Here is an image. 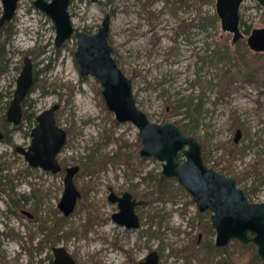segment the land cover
<instances>
[{
  "label": "rangeland",
  "instance_id": "374dc122",
  "mask_svg": "<svg viewBox=\"0 0 264 264\" xmlns=\"http://www.w3.org/2000/svg\"><path fill=\"white\" fill-rule=\"evenodd\" d=\"M68 9L73 26L88 32L109 13L108 40L138 106L151 121L194 136L207 165L235 177L252 201H264V52L248 47L245 32L264 27V6L241 3L244 37L236 42L221 29L215 0H71ZM54 38L51 19L33 0H19L12 20L0 25V264H44L39 259L55 245L79 264H138L152 251L158 264H249L252 248L237 250L234 240L215 246L210 212L200 213L175 179L170 193L152 195L160 162L139 154L137 128L117 122L96 79L79 74L75 40L57 48ZM25 56L34 76L23 101L29 116L13 125L5 113ZM54 103L66 132L57 160L78 167L80 195L68 216L58 209L64 171L31 168L14 151L29 145L36 115ZM109 188L148 201L136 210L139 228L112 220L118 207Z\"/></svg>",
  "mask_w": 264,
  "mask_h": 264
},
{
  "label": "water",
  "instance_id": "95a60500",
  "mask_svg": "<svg viewBox=\"0 0 264 264\" xmlns=\"http://www.w3.org/2000/svg\"><path fill=\"white\" fill-rule=\"evenodd\" d=\"M96 2L97 0H91ZM244 0H215V14L223 31L232 34V41L243 37L240 29L239 9ZM264 6V0H253ZM3 12L0 25L15 15L19 0H0ZM70 0H33L36 8L51 19L55 28L54 44L60 47L73 38L76 43L74 59L81 76H92L100 86V96L106 108L117 122H130L137 128L140 141L139 154L153 157L161 164V174L175 179L191 196L200 213L210 212V224L215 230V246L224 247L231 240L252 243L264 264V201L253 202L235 177L226 175L207 165L202 154L201 143L188 135L175 123H155L138 106L133 93L132 81L117 64L113 46L108 40L110 19L106 13L96 31L88 32L74 27L68 10ZM248 47L255 52H264V27L251 29L246 38ZM33 84L32 59L23 58V65L16 78L12 100L5 113L6 120L18 124L22 116L21 103ZM58 103L36 115V124L30 131L31 140L27 148L17 145L27 163L45 171L57 173L61 166L57 155L66 141V132L56 122ZM237 129L234 141L240 137ZM5 137L0 129V140ZM77 166L65 169L64 189L58 202L63 215L68 216L75 208L80 193L73 177ZM108 198L117 202L118 210L112 220L126 228H138L139 218L135 206L145 200H136L129 191L117 196L110 191ZM54 264H77L63 246L52 247ZM156 251L148 253L138 264H157Z\"/></svg>",
  "mask_w": 264,
  "mask_h": 264
},
{
  "label": "flooded vegetation",
  "instance_id": "af4514ba",
  "mask_svg": "<svg viewBox=\"0 0 264 264\" xmlns=\"http://www.w3.org/2000/svg\"><path fill=\"white\" fill-rule=\"evenodd\" d=\"M70 2H71V0H70ZM70 2H69V4H70ZM68 8H69V6H68ZM69 10V9H68ZM41 11V10H40ZM70 13V12H69ZM71 16V15H70ZM13 18V17H12ZM12 18H11V20H12ZM10 20V21H11ZM9 22V21H8ZM5 23V22H4ZM1 25H3V24H1ZM251 31V30H250ZM249 31V32H250ZM249 32L247 31L246 33H247V35L249 34ZM243 37H244V35H243ZM242 37V38H243ZM242 38H240V39H242ZM54 46H55V44H54ZM62 46V45H61ZM60 46V47H61ZM56 47V46H55ZM57 48H59V47H57ZM262 52V51H261ZM30 57V56H29ZM32 72H33V68H32ZM33 79H34V76H33ZM32 86V85H31ZM29 93V92H28ZM26 98V97H25ZM25 100V99H24ZM23 100V101H24ZM23 101H22V103H21V106H22V116H21V120H20V122L24 119V118H26L25 117V114L27 113V112H24L23 111ZM28 114V113H27ZM5 119H6V115H5ZM9 122V121H8ZM19 122V123H20ZM11 123V122H10ZM18 123V124H19ZM13 124V123H12ZM13 125H17V124H13ZM238 129H240V128H238ZM241 130V129H240ZM236 133V132H235ZM241 134H242V130H241ZM241 134H240V136H241ZM5 138V137H4ZM3 138V139H4ZM236 142V141H235ZM20 146H22V147H24V148H27V146L28 145H20ZM14 151H16L17 153H19V154H21L20 153V151L17 149V145H14ZM21 155H23V154H21ZM24 157V156H23ZM25 159V158H24ZM26 161V160H25ZM27 162V161H26ZM29 164V163H28ZM30 165V164H29ZM31 166V165H30ZM61 166V165H60ZM73 166H76V165H73ZM66 167H68V166H66ZM66 167L65 168H63L62 166H61V170L60 171H64V176H65V169H66ZM31 168H34V169H38L39 167H34V166H31ZM43 170V169H42ZM45 173H48V172H50V171H45V170H43ZM78 171V170H77ZM52 173V172H51ZM58 173V172H57ZM77 173V172H76ZM54 174V173H53ZM75 175V174H74ZM73 179H74V177H73ZM236 179V178H235ZM237 180V179H236ZM238 183V182H237ZM63 184H64V177H63ZM64 189V188H63ZM110 191H113L111 188H109V193H110ZM124 191H128V190H124ZM123 191V192H124ZM245 191V190H244ZM114 192V191H113ZM122 192V193H123ZM130 192V191H129ZM63 193V192H62ZM108 193V194H109ZM117 196H120V195H122V193L121 194H117L116 192H114ZM131 193V192H130ZM245 193H246V195H247V197H248V194H247V192L245 191ZM131 195H132V197L133 198H135L136 200H145V199H142V198H137L136 196H134L132 193H131ZM61 198V197H60ZM107 198H108V196H107ZM249 198V197H248ZM108 200H109V198H108ZM249 200L250 201H252L250 198H249ZM110 201V200H109ZM146 202L144 203V204H140V205H136L135 206V213L137 214V212H136V210H137V208L139 207V206H141V205H146L147 203H148V201L147 200H145ZM112 202V201H111ZM115 202V201H114ZM253 202H259V201H253ZM59 209V208H58ZM18 212L20 213V214H22V215H25L29 220H34V218H35V214L33 213V212H31V211H29V210H26V209H23V208H19L18 209ZM65 216V215H64ZM137 216H138V218H139V215L137 214ZM139 227H140V219H139ZM138 227V228H139ZM126 228V227H125ZM127 229H129V228H127ZM55 246H61V245H55ZM52 247H54V246H52ZM52 249V248H51ZM157 252V251H156ZM71 254V253H70ZM257 254V253H256ZM72 255V254H71ZM157 255H158V253H157ZM258 256V255H257ZM72 257H73V259L75 260V262L77 263V264H79L77 261H76V258L72 255ZM259 258V257H258ZM260 259V258H259ZM41 262L43 261L44 262V264H45V260H47L48 261V263L47 264H54L53 263V254H50V253H45V256L44 257H41L40 259H39ZM142 261V260H141ZM261 261V260H260ZM140 262V261H139ZM138 262V263H139ZM158 262H159V255H158ZM262 262V261H261ZM158 264V263H157ZM263 264V263H262Z\"/></svg>",
  "mask_w": 264,
  "mask_h": 264
},
{
  "label": "trees",
  "instance_id": "16d2710c",
  "mask_svg": "<svg viewBox=\"0 0 264 264\" xmlns=\"http://www.w3.org/2000/svg\"><path fill=\"white\" fill-rule=\"evenodd\" d=\"M248 30L246 29L245 32H247ZM3 46V45H2ZM1 46V47H2ZM1 52V49H0ZM29 114H25V117H28ZM156 183L155 184V188L154 190H152V195L153 193L158 192L160 194V196L164 197L166 194L170 193L171 191V183L172 181L174 182L173 179L164 177L161 173L158 174V177L156 178ZM233 244L235 245V247L238 249H247V248H252V254L250 255V261L249 264H262V262L260 261V259L258 258L257 254H256V250H255V245L252 243H246V244H242L237 242L236 240L233 241Z\"/></svg>",
  "mask_w": 264,
  "mask_h": 264
}]
</instances>
